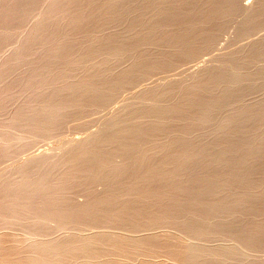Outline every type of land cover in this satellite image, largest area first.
<instances>
[{"label": "bare ground", "instance_id": "obj_1", "mask_svg": "<svg viewBox=\"0 0 264 264\" xmlns=\"http://www.w3.org/2000/svg\"><path fill=\"white\" fill-rule=\"evenodd\" d=\"M39 1L0 0V52L14 46L0 63V109L22 95L39 100L11 115L23 138L97 122L105 113L96 108L113 107L127 91L136 90L139 102L121 106L136 120L105 118L69 141L60 158L29 160L16 167V179H0V215L35 218L32 240L46 232V220L78 230L16 247L0 238V264H133L138 254L163 257L145 264H264L251 255L264 254V100L214 119L247 89H259L262 73L237 76L229 58L220 70H199L187 86L171 79L137 90L209 52L221 21L241 12L238 0ZM257 2L240 24L244 36L264 29V1ZM255 44L248 60L264 61V43ZM145 97L150 102L141 103ZM168 99L173 104L162 103ZM180 116L188 122L173 120ZM217 240L231 244L208 246Z\"/></svg>", "mask_w": 264, "mask_h": 264}, {"label": "rangeland", "instance_id": "obj_2", "mask_svg": "<svg viewBox=\"0 0 264 264\" xmlns=\"http://www.w3.org/2000/svg\"><path fill=\"white\" fill-rule=\"evenodd\" d=\"M41 1V0H40ZM39 1V2H40ZM259 2L260 1H264V0H258ZM248 2V3H247ZM242 3V4H241ZM255 3H258L257 0H238V4H239V7L240 8V11L239 12V15H237L236 17L234 18H231L230 20L229 19H226V20H229V21H226V20H222L221 21V29L220 31L218 32V35L215 40V43L212 47V49L208 52H202L196 59L188 62V63H185V65H181V69L178 71L179 73H177L176 75H173V76H170V77H166L165 76H160L158 75L157 78L156 76L154 77V79H152L153 81L149 82V84L144 83L143 85H140L139 89H143V88H147V87H157V88H161L164 86V84L168 81V80H171V79H178L181 81V83L184 85V86H187L189 85L190 83H188L189 81L191 82V80L193 79L192 77L196 76L198 74V71L199 73H203L207 70V68H211L212 70H217L219 68L222 69L223 67H225L226 65V62L229 61L230 59H232L233 61H237L238 62V65H236L234 68L232 67L231 69V72L237 76H246V75H254V74H259V73H262V78L260 80L259 83L260 84V88L255 90L254 88L250 87L249 89H247L244 94L242 93L241 96H239L238 98H235V101L231 100L228 103H226L225 105H223L218 111H216L214 114H215V117L214 119L216 120V117H217V120H220V118L222 119L223 117L225 116H222L223 113L224 115H228V114H231L232 111L238 106H252V105H255V104H258L261 102V100L263 101L264 100V61H259V60H256L253 62L252 61H249L248 58H250V55H251V50L253 48L251 47H254V45H256L255 43L257 44H262L264 43V29H260L257 33H254L252 35H246L244 36V33L241 32V28H240V24L242 22V19H244V17H246L252 7L255 5ZM241 4V5H240ZM245 4V5H243ZM243 7V9H242ZM246 8V9H245ZM245 10V11H244ZM244 12V13H243ZM241 13V14H240ZM245 14V15H244ZM240 22V23H239ZM225 24V25H224ZM235 25V26H234ZM27 27V26H26ZM26 27L24 29H26ZM28 28V27H27ZM24 29H21L20 31H18L19 34H23V31H25ZM105 28L102 30V33H107L110 31L111 28ZM236 31H235V30ZM261 34H260V33ZM237 33V34H236ZM21 34V35H22ZM256 34V35H255ZM238 35V36H236ZM261 36V37H260ZM236 37V39H235ZM241 37V38H240ZM258 37V38H257ZM248 38V39H247ZM251 38V39H250ZM254 38V39H253ZM256 38V39H255ZM263 38V39H262ZM219 39V40H218ZM229 39V40H228ZM246 39V40H245ZM258 39V40H257ZM245 42H244V41ZM250 40V41H249ZM255 40V41H254ZM217 41V42H216ZM261 41V42H260ZM243 42V44L241 43ZM255 42V43H254ZM217 43V44H216ZM228 43V44H226ZM237 43V44H236ZM240 43V44H238ZM252 43V44H250ZM232 44V46H231ZM250 45V46H249ZM220 49H218L217 47ZM223 46V47H222ZM236 46V47H234ZM238 46V47H237ZM247 46V48L245 47ZM13 47V48H12ZM229 47V48H228ZM250 49H249V48ZM234 48V49H231ZM243 48V49H242ZM4 49V50H3ZM222 49V50H221ZM223 49H224V52H223ZM229 49V50H228ZM9 50V51H8ZM157 50L159 51V48H156V51L153 49V51L157 52ZM218 50V51H217ZM228 50V51H227ZM246 53H245V51ZM7 51V52H6ZM13 51H14V46L13 45H10V44H6L5 46H3L1 52H0V63L3 62V60L5 58H8L10 57L12 54H13ZM233 51V52H232ZM244 51V52H243ZM248 51V52H247ZM3 52V53H2ZM216 52V54H215ZM235 52V53H234ZM233 53V54H232ZM227 54V55H226ZM235 54V55H234ZM249 54V55H248ZM231 55V56H230ZM227 57V58H226ZM232 57V58H231ZM4 58V59H3ZM206 58V59H205ZM219 58H225L223 59L224 60V63L219 60ZM230 58V59H229ZM219 61H218V60ZM200 60V61H199ZM217 60V61H216ZM242 60V61H241ZM247 60V62H246ZM199 61V62H198ZM205 62V64H204ZM219 62V63H218ZM222 62V64H221ZM244 62V64H243ZM246 62V63H245ZM251 62V65H248L250 64ZM195 63V64H193ZM253 63V64H252ZM128 62H123L121 64V67L127 65ZM212 64V65H211ZM242 64V66H241ZM247 64V66H246ZM253 65V66H252ZM184 66V67H183ZM185 66H189L187 67V70H186V67ZM213 66L215 67V69L213 68ZM241 66V67H240ZM217 67V68H216ZM184 68V69H183ZM196 68V69H195ZM204 68V69H203ZM209 68V69H210ZM203 71H202V70ZM242 69V70H241ZM184 70V72L182 71ZM186 70V71H185ZM248 70V71H247ZM254 70V71H253ZM263 70V71H262ZM239 72V73H238ZM182 73V74H181ZM189 74V75H188ZM196 74V75H195ZM160 76V77H159ZM184 76V77H183ZM156 78V79H155ZM164 78V79H163ZM185 81V82H184ZM187 83V84H186ZM147 84V85H146ZM262 85V86H261ZM252 89V91H251ZM248 94V95H247ZM136 95V90H132V91H127V93L124 95V96H121L120 98H117L115 99L114 103H113V107L111 106L110 108L108 109H105V108H96V112H103L105 113L104 116H102V118L97 121V122H93V123H89L86 124L84 127H81V128H73V129H70V128H67L65 129V133L63 131L61 132H58V134L55 133V135L53 134V136L51 138H48V139H43V138H38L37 137H34V138H29V137H25L23 138L24 136V132H22L21 130H18V128H14L13 125H11V118H12V114L13 112L18 109L19 105H20V108L24 109L26 106H23V104L25 105V103H31V102H39V100H33L31 99L30 97H27V95H22L20 96L18 99L17 98H14V99H9L7 100L5 104L8 105V106H2L1 109H0V151L2 156L0 157V179L2 178H8V179H16L18 177V169L19 167L22 168V166H26L27 165V162L29 160H34V159H40V158H49L51 160H54V159H57V158H60L61 155H62V152L63 150L65 149L66 147V144L70 143V142H76L80 139H82L85 135L88 134V132L92 129L94 130H97L98 129V125L100 126V123L106 119H108L109 117L113 116L116 114V118H120L118 119V124L121 125L123 124L124 122H127L129 121L128 119H131V118H126V107H121V106H125V104L129 103V102H139L135 97ZM132 96V98H131ZM247 96V97H246ZM30 100H29V99ZM148 98V99H147ZM241 98V99H240ZM124 99V100H123ZM132 101H131V100ZM136 99V100H134ZM173 102V100L175 98L172 97L170 98ZM170 99L167 100L168 103H166V101H162L163 104H166V105H171L173 104ZM237 99H239V101H237ZM11 100V101H10ZM29 100V101H28ZM126 100V101H125ZM129 100V101H128ZM151 98L150 97H145L143 100H141L140 102L141 103H148L150 102ZM125 101V103H124ZM128 101V102H127ZM170 101V102H169ZM237 101V102H236ZM41 102V100H40ZM127 102V103H126ZM237 103V104H236ZM244 105H243V104ZM249 103V104H248ZM232 104V105H231ZM229 105V106H228ZM18 106V107H17ZM225 106V107H224ZM229 108V109H228ZM9 109V110H8ZM11 109V110H10ZM26 109V108H25ZM105 109V110H104ZM121 109V110H120ZM221 109H224L221 111ZM2 110H4V113H2ZM6 110V111H5ZM98 110V111H97ZM126 110V111H125ZM10 111V113H8ZM221 112V113H220ZM2 113V114H1ZM7 113H8V116H7ZM112 113V114H111ZM120 113V114H119ZM217 113V114H216ZM10 114V116H9ZM119 114V115H118ZM1 115H4V116H1ZM220 115V116H219ZM124 116V117H123ZM2 117V118H1ZM4 117H7V120L6 118ZM181 118L177 117L174 118L173 117V120L177 123H187L188 122V119L185 118V116H180ZM179 118V119H178ZM183 118V119H182ZM127 119V121H126ZM181 119V120H180ZM102 120V121H101ZM120 120V121H119ZM131 120H136V119H131ZM9 121V122H8ZM123 123H122V122ZM180 121V122H179ZM7 122V123H6ZM4 123V124H3ZM96 123V124H95ZM121 123V124H120ZM3 124V125H2ZM10 124V125H9ZM2 126V127H1ZM208 126H209V129H208ZM4 127V128H3ZM6 127V128H5ZM97 127V128H96ZM2 128V129H1ZM15 130H14V129ZM207 130H206V129ZM213 126L211 127V125H207L205 126L203 129V132L205 131H209L208 132H205L206 135H209L211 132H212V129ZM17 129V130H16ZM84 129V130H83ZM72 130H75V131H72ZM91 130V131H92ZM94 130V131H95ZM9 131V132H8ZM70 131V132H69ZM67 132V133H66ZM2 133V134H1ZM13 133V135H12ZM64 133V134H63ZM19 134V135H18ZM5 135V136H4ZM8 138H7V137ZM14 138L17 140H15L14 142ZM29 138V139H28ZM6 139V140H5ZM28 139V140H27ZM10 140V141H9ZM31 140V141H30ZM34 140V141H33ZM2 141V142H1ZM29 141V142H28ZM47 141V142H46ZM70 141V142H69ZM11 142V143H10ZM17 142V143H16ZM27 144H26V143ZM35 142V143H34ZM45 142V143H44ZM17 146L21 145V144H26V146H24L23 148L20 146ZM33 143V144H32ZM15 144V145H14ZM45 144V145H44ZM33 145V146H32ZM14 146V147H13ZM10 147V148H9ZM32 147V148H30ZM18 148V149H17ZM14 149V150H13ZM16 150V151H15ZM24 150V151H22ZM13 153H12V152ZM18 151V152H17ZM5 153V154H4ZM7 153V154H6ZM15 153V154H14ZM12 154V155H10ZM14 155V157H13ZM40 155V156H39ZM52 156V157H51ZM54 157V158H53ZM11 158V159H9ZM12 159H14L12 161ZM2 160H3V164H2ZM7 161V162H6ZM10 161V163L8 162ZM14 162V163H13ZM5 163V164H4ZM8 163V164H7ZM7 164V165H6ZM4 165V166H3ZM16 167L18 169H16ZM15 168V169H14ZM12 172V173H11ZM11 173V174H10ZM16 174V175H15ZM7 175V177H6ZM101 186L98 185L96 186V189H99ZM83 195L81 194H77L75 196V199L77 201H82L83 200ZM0 238L1 240L4 241L2 242V245L4 247H11V246H20V245H23V244H26L27 242H30V241H45V240H50V239H54L55 237L56 238H61L62 236L63 237H67L69 234L75 232V231H78L76 230L72 225H68L66 223H63V222H58V221H48L46 220V223L44 224V229L46 232H42V233H39L38 235L34 236L32 240L30 238V234L29 232L32 230V227L35 223V218H28L27 219V216L25 217H19V218H15V217H11V216H3V215H0ZM3 217V218H2ZM25 218V220H24ZM12 221L13 223L11 225H7V222ZM24 220V221H22ZM44 220V219H43ZM45 221V220H44ZM34 222V223H33ZM17 224V225H15ZM23 224V225H22ZM31 224V225H30ZM51 224V225H50ZM66 224V225H65ZM50 225V226H49ZM59 225V226H58ZM8 226V227H7ZM17 226V227H16ZM22 226H25L22 227ZM65 226V227H64ZM69 228H68V227ZM3 227V228H2ZM14 227V228H13ZM28 227V228H27ZM63 227V229H62ZM73 227V228H72ZM2 228V229H1ZM50 230H49V229ZM4 229V230H3ZM7 229V230H6ZM24 229V230H23ZM57 229V230H55ZM69 229V230H68ZM10 230V231H8ZM53 230V231H52ZM26 231V232H25ZM48 231V232H47ZM54 232V233H52ZM56 232V233H55ZM60 232V233H59ZM71 232V233H70ZM12 233V235H11ZM86 233V232H84ZM9 234V235H8ZM17 234V235H16ZM20 234V236L18 235ZM49 236H48V235ZM63 234V235H62ZM8 235V236H7ZM15 235V236H13ZM22 235V236H21ZM25 235V236H24ZM47 235V236H46ZM59 235V236H58ZM65 235V236H64ZM8 238H7V237ZM11 236V237H10ZM29 236V238H27ZM26 237V239H25ZM62 237V238H63ZM18 238V239H17ZM19 241H17V240ZM25 239V240H24ZM30 240V241H29ZM8 241V242H7ZM26 241V242H25ZM13 242V243H12ZM15 242V243H14ZM23 244H22V243ZM20 243V244H19ZM213 243V244H212ZM10 244V246L8 245ZM18 244V245H17ZM229 245L231 244V242H228L226 241V243L223 241H212L211 243L208 244V246H211V247H217L218 245ZM254 254H257L256 256H263L264 257V254L261 253V252H255V253H252L251 255H254ZM139 255V254H138ZM138 255H133V258L132 262H134L133 264H145V260L146 261H149V260H154L156 259L161 261L163 260L161 256H158L157 258H152V257H146L144 258V256L141 255V257H139ZM136 257V258H135ZM137 257H139L137 259ZM143 257V259H142ZM160 257V258H159ZM136 259V260H135ZM140 259V261H139ZM161 259V260H160ZM142 261V262H141Z\"/></svg>", "mask_w": 264, "mask_h": 264}]
</instances>
